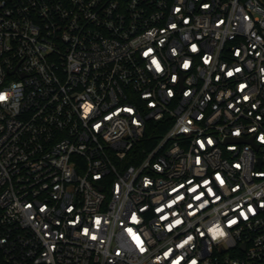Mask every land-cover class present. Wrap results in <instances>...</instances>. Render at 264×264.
Here are the masks:
<instances>
[{
    "label": "built area",
    "instance_id": "built-area-1",
    "mask_svg": "<svg viewBox=\"0 0 264 264\" xmlns=\"http://www.w3.org/2000/svg\"><path fill=\"white\" fill-rule=\"evenodd\" d=\"M0 256L264 264V0H0Z\"/></svg>",
    "mask_w": 264,
    "mask_h": 264
},
{
    "label": "trees",
    "instance_id": "trees-1",
    "mask_svg": "<svg viewBox=\"0 0 264 264\" xmlns=\"http://www.w3.org/2000/svg\"><path fill=\"white\" fill-rule=\"evenodd\" d=\"M146 127H147V129L145 132V136L140 141L139 147L148 149L149 147H151L153 145L155 140H157L161 136V134H163V132L165 131L166 128L158 129L159 127H157V125L153 124L152 122H149ZM0 264H3L2 260H1V256H0Z\"/></svg>",
    "mask_w": 264,
    "mask_h": 264
}]
</instances>
